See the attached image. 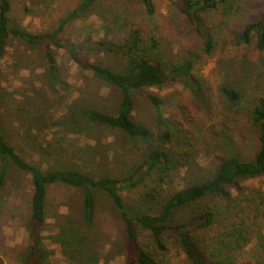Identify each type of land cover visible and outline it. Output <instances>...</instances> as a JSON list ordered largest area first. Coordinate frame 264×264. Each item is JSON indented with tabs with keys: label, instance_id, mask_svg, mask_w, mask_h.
I'll list each match as a JSON object with an SVG mask.
<instances>
[{
	"label": "rangeland",
	"instance_id": "obj_1",
	"mask_svg": "<svg viewBox=\"0 0 264 264\" xmlns=\"http://www.w3.org/2000/svg\"><path fill=\"white\" fill-rule=\"evenodd\" d=\"M10 1L13 25L43 33L56 26L79 0ZM153 3L154 12L148 15L140 0H99L64 25L58 35L63 46H50L56 60L53 72L47 66L43 46L14 37L6 40L1 58V122L10 139L15 137L11 133L18 134L11 141L25 149V157L42 168L71 165L95 176L120 177L141 162L146 146L119 129L95 126L81 116L83 108L115 113L122 97L120 89L87 64L121 70L125 57L117 49L133 28L158 40L157 54L164 69L190 63L191 72L203 82V97L193 94L181 79L131 90L132 118L152 130L156 138L168 131L171 140L166 146L181 163L155 200L142 198L147 189L143 184L120 190L125 207L132 213L155 212L169 192L211 176L222 158L235 154L249 160L259 146V129L249 113L255 99L264 94V50L256 48L255 40L236 44L234 36L260 16L264 0H231L202 12L204 25L214 39L209 54L203 51L201 37L177 4L170 0ZM69 49L76 50L75 56ZM150 95L161 103L154 104ZM17 109L20 114L14 116ZM33 124H38L39 130ZM29 136L34 140L24 143ZM31 192L30 174L9 165L0 191V264H24L35 257L37 246L41 264H124L128 247L124 224L103 193L95 192V224L89 228L81 218L79 189L49 187L44 225L29 217ZM231 194L245 203L247 197L256 196V202L261 203L258 221L264 222V174L241 180L231 188ZM219 204L218 198L199 201L177 211L172 220L177 222L201 207ZM251 227L259 244L251 237L239 253L240 264H255L254 249L264 245V226L256 221ZM65 238L73 242L71 248L77 246L79 238L84 239L85 248L81 243L80 249L86 258L64 249ZM139 239L157 252L162 264H193L174 237L165 235L163 249L146 229L139 228ZM129 248L134 257L133 244Z\"/></svg>",
	"mask_w": 264,
	"mask_h": 264
},
{
	"label": "trees",
	"instance_id": "obj_2",
	"mask_svg": "<svg viewBox=\"0 0 264 264\" xmlns=\"http://www.w3.org/2000/svg\"><path fill=\"white\" fill-rule=\"evenodd\" d=\"M99 0H79L77 5L62 17L56 26L49 31L38 33L21 29L10 22V0H0V99L3 93L1 58L5 43L9 37H14L31 45L43 46L42 53L46 58L50 71H54L56 60L50 49L51 45L63 46L59 33L69 21L79 18L91 9ZM148 15L154 12L153 0H140ZM177 4L180 11L187 17L194 30L202 39V49L209 54L214 47L213 35L209 27L204 25L201 13L217 9L219 6L229 4L231 0H170ZM236 44H250L255 40V46L264 50V9L260 16L247 23L241 32L235 34ZM158 40L152 36L144 37L139 28L129 31L125 41L118 47L125 57L121 70H113L99 64L88 63L89 69L122 92L121 100L115 113H107L95 108H83L80 114L87 123L95 126L119 129L130 138H135L146 146L141 162L135 165L125 176H95L76 166H60L55 168H42L36 161L25 157V149L13 144L1 122L0 112V191L5 183L9 165L20 171L30 174L32 192L30 196V219L39 225H44L47 218V196L50 186L61 185L79 189L81 198V218L85 224L92 228L95 224L96 208L95 192L103 193L112 205L118 210L123 221L126 239L128 242L127 254L124 264H162L157 252L143 245L139 239V228L146 229L152 234L157 247H166L164 241L167 237H174L175 242L183 251L185 257L193 264H240L243 247L254 236L252 223L258 222L259 205L256 196L245 199L232 196L231 188L246 178H255L264 174V94L258 96L249 118L259 129V146L252 158L241 159L233 154L222 158L213 174L208 178L169 192L159 201L157 210L149 212H130L124 205L120 190L126 187H137L141 184L147 189L141 195L150 201L158 198L163 192V185L173 178L180 166V161L166 146L171 140L168 131L162 132L156 138L152 130L132 118L133 100L131 90L160 86L168 80L181 79L198 97H203V82L190 70V63L172 65L164 69L163 63L157 54ZM75 56L76 50L69 49ZM154 104L161 103L155 95H150ZM15 111V110H14ZM18 113L15 111L14 116ZM35 118H39L36 117ZM63 121V118L61 119ZM31 126V125H30ZM38 129V124H33ZM29 130V129H28ZM39 130V129H38ZM28 139H21L28 144ZM157 140L159 143H156ZM254 192H257L254 190ZM218 198L220 204L201 207L198 212L191 213L177 222L172 220L177 211L184 210L199 201H208ZM264 202V201H263ZM1 208V206H0ZM264 212V208L261 209ZM259 231V230H258ZM68 239L70 237H67ZM81 241V242H80ZM264 242V235L261 237ZM64 249H72L74 254L86 258L82 254L85 248L84 239L79 238L77 246L71 248L73 242L63 239ZM82 243V248L80 249ZM133 244L135 255L131 257L130 248ZM38 245V241L36 242ZM32 245V248L36 249ZM31 248V249H32ZM261 249H254L255 264H264V245ZM37 253L24 264H41V253ZM71 251V250H70Z\"/></svg>",
	"mask_w": 264,
	"mask_h": 264
}]
</instances>
